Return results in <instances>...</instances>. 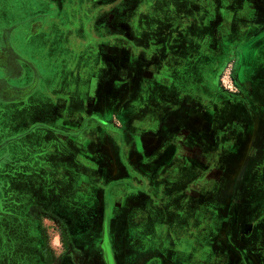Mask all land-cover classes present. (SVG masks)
<instances>
[{"label": "crops", "instance_id": "1", "mask_svg": "<svg viewBox=\"0 0 264 264\" xmlns=\"http://www.w3.org/2000/svg\"><path fill=\"white\" fill-rule=\"evenodd\" d=\"M44 1L0 24V222L23 225L27 264H264V75H238L258 106L223 142L243 117L206 103L211 75H186L187 13L160 39L177 0Z\"/></svg>", "mask_w": 264, "mask_h": 264}, {"label": "rangeland", "instance_id": "2", "mask_svg": "<svg viewBox=\"0 0 264 264\" xmlns=\"http://www.w3.org/2000/svg\"><path fill=\"white\" fill-rule=\"evenodd\" d=\"M177 1H175L177 8L176 14L173 17L171 15L161 16L163 21L157 20L156 22L163 29H167L170 25H173L174 20L176 21L175 23L178 21L181 24L182 19L179 15L181 13H187L183 20L188 27V31L185 34L188 35L191 42L200 41L204 43L203 53H205L204 58L201 57L200 65L198 67L196 65L197 69L191 66V72H194L192 75H203L204 72L205 75H219L214 81V85L223 93L240 92V81L236 79L235 75H264L263 70L261 71L262 62L264 61V44L262 43L263 17L261 15L264 0H193L195 3L188 2L189 7L186 2L183 1L181 4H178ZM12 3H14V8L17 6L19 8L10 12V17L7 20H3L0 17V24H6L7 22L10 24L15 21H20L26 15L25 11L21 9L23 7L21 2L12 0ZM31 4L37 10H41L47 14H50L54 9L47 0L40 2V4L39 2ZM7 5L6 0H0V16L2 12H5L4 7ZM161 12L163 14L166 13L165 10H161ZM53 18L49 19V23L52 22ZM15 40L21 52L27 53L30 50L26 46L28 44L27 42L25 44L22 36H18ZM51 40L53 39L51 38ZM56 43L58 46L62 44L61 41ZM250 47H253V50H251L253 58L251 60L246 58L247 50ZM51 48L52 46L49 49L46 48V62L53 60L55 57V55H50ZM61 50L62 53L59 55L61 56V61H63L61 65L68 68L69 60L71 59L68 49H65L62 45ZM164 50L166 49L163 48L162 51ZM258 61L259 63H257ZM50 66L52 65L46 63L42 68L44 75L41 82V90L43 93L53 90L56 87L58 76L54 78L51 75L53 74V68L49 70ZM202 66H205L204 72H202ZM65 70L68 71V69ZM67 86L69 87V85ZM39 97L42 96L39 95L36 101L39 100ZM260 100L264 101V97L261 96ZM233 107L235 110L244 108L246 111L245 105L243 104ZM230 109L232 112L233 108ZM9 114L11 112L6 113L4 117H8ZM14 115L17 116L18 112H15ZM3 135H5L4 132ZM2 140L1 138L0 144ZM5 153V149L0 148V157ZM4 214V208L3 211L0 208V217L4 216ZM4 220L5 218H1L0 222V264H27L28 254L24 252L22 244L27 243L28 240L26 239L25 242L21 240V232L23 231L21 227L23 225L5 224ZM25 226L27 227V225ZM42 226H45V232L46 229L52 228L51 225ZM49 251L48 245L45 246L44 252L49 253Z\"/></svg>", "mask_w": 264, "mask_h": 264}, {"label": "flooded vegetation", "instance_id": "3", "mask_svg": "<svg viewBox=\"0 0 264 264\" xmlns=\"http://www.w3.org/2000/svg\"><path fill=\"white\" fill-rule=\"evenodd\" d=\"M173 26L170 25V27H168L167 29L165 28L163 31H161V33H164L163 35V38H160L157 37V33L153 36L154 39H162V40H167V39H171L173 37ZM185 37V35H182V37ZM181 37V36H180ZM181 37V38H182ZM183 37V38H184ZM183 40V39H182ZM185 41V40H184ZM199 45L195 47V49H190L192 47L189 48V46H184V51L185 53H187L188 55V58L190 57V61L188 62V65H186V75H192L194 74V72H191V66H193V68H196V65L197 67L200 65V61H201V57L204 58V43L202 42H199L198 43ZM201 47V48H199ZM199 48V49H197ZM197 49V50H196ZM191 50V51H190ZM199 51V52H198ZM198 52V54L200 55V60L198 62H195L194 59H193V56H194V53ZM203 61V59H202ZM203 65V64H202ZM263 65V64H262ZM197 69V68H196ZM201 69H203L202 72L205 71V66H202ZM263 70V68L261 69V71ZM264 72V71H263ZM203 75H205V72L203 73ZM209 77V75H207ZM217 76L219 75H211V78L212 79H209L206 83V103L209 105V104H212V106H210L211 108L212 107H216L217 105H213L214 102H222L223 104L227 105V106H237V105H245V107H248V105L250 104L251 106L253 105V109L256 110V107L258 106L257 104L255 105V102L253 101V99H251L249 93H247V91H245V87H243L244 85L241 84V81L239 82L240 84V92L237 93V92H229V93H223L222 91H220L218 88L215 87L214 85V81L216 80ZM236 76V79H238V75H235ZM213 80V82H212ZM251 82V81H250ZM213 88V89H212ZM258 98V97H257ZM260 100V98H258ZM213 109V108H212ZM239 112H235L233 113L235 116L236 115H241V117L243 118H238L237 120H232V121H227L226 123H224L221 128H222V131H223V134L221 135V139L223 140V142L229 137V134H233L235 137L236 135L235 134H238L239 135V126L238 125H235V129L232 130V125L233 124L232 122L234 121H238L239 122V125H241L240 123H244V122H248V121H251L250 116H247L246 114L248 112H243L242 108H239ZM249 115V113H248ZM245 117V118H244ZM224 121V120H223ZM222 121V122H223ZM237 122V123H238ZM222 124V123H221ZM234 126V125H233ZM243 127V126H240V128ZM238 128V129H237ZM105 242V240L103 241V243Z\"/></svg>", "mask_w": 264, "mask_h": 264}]
</instances>
